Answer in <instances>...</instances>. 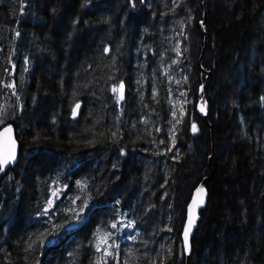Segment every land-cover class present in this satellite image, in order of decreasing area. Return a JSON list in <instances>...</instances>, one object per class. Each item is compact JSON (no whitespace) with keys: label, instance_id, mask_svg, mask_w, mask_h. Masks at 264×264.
I'll return each mask as SVG.
<instances>
[{"label":"trees","instance_id":"16d2710c","mask_svg":"<svg viewBox=\"0 0 264 264\" xmlns=\"http://www.w3.org/2000/svg\"><path fill=\"white\" fill-rule=\"evenodd\" d=\"M7 125L0 264H264V0H0Z\"/></svg>","mask_w":264,"mask_h":264},{"label":"water","instance_id":"95a60500","mask_svg":"<svg viewBox=\"0 0 264 264\" xmlns=\"http://www.w3.org/2000/svg\"><path fill=\"white\" fill-rule=\"evenodd\" d=\"M204 20H205V15H204ZM204 20H202L200 23L202 30H204ZM208 77L209 76H207L206 80L208 79ZM204 89H205V84L202 85L199 89L200 99H199V102L196 106V111L201 118L206 119L207 118V101L205 98ZM77 105H79L78 108H77ZM77 105L74 107L73 113H72V116L74 118H76L78 116V113H79V110L81 107V104H77ZM201 108H203L204 111H201ZM9 129H10V131H8ZM12 152H14V158L8 164L3 166V169L0 170L1 173L6 171L10 166H13L17 163L18 154H19V143L17 140L15 129L12 126L7 125V126H4L3 128L0 129V157H3V156L10 154ZM201 187H203V189H204L203 193H199L197 191ZM201 198H203L202 204L199 202ZM207 200H208V191H207V187H206V179H204L193 190L191 198H190L188 205L186 207L185 231L187 229H189V227H190V231L188 232L187 243L185 241V232L183 234V246L185 248L187 258H189V256H190V251H191L190 241H191V238H192L194 231L196 229L197 220H198L202 210H204V208L206 207ZM194 201H195V203H194ZM190 220L192 221L191 225H190Z\"/></svg>","mask_w":264,"mask_h":264},{"label":"snow or ice","instance_id":"6c2138e0","mask_svg":"<svg viewBox=\"0 0 264 264\" xmlns=\"http://www.w3.org/2000/svg\"><path fill=\"white\" fill-rule=\"evenodd\" d=\"M179 54V53H178ZM121 87V89L123 88V85H121L120 86ZM113 91H117V89H113ZM121 98H123L122 97V95H121ZM79 107V105H77V108ZM201 111H204V109L203 108H201ZM192 129H193V131H196V125L195 124H193L192 125ZM8 131H10V129L8 130ZM14 158V152H12V153H10V154H7V155H5V156H3V157H0V170H2L3 169V166L4 165H6V164H8L12 159ZM199 193H203L204 192V189H203V187H201L200 189H198L197 190ZM201 204L203 203V198H201L200 199V201H199ZM51 203H52V201H49V206H51ZM194 203H195V201H194ZM85 207H86V205H85ZM83 209H81V211H82ZM45 211H47V209L45 210ZM77 215H79V214H77ZM191 223H192V221L190 220V225H191ZM117 225L114 223V224H112V227L113 228H115ZM128 227H131L132 225H131V223H129V225H127ZM190 231V227H189V229H187L186 231H185V241H186V243H187V239H188V232ZM50 243L52 242V241H49Z\"/></svg>","mask_w":264,"mask_h":264},{"label":"rangeland","instance_id":"374dc122","mask_svg":"<svg viewBox=\"0 0 264 264\" xmlns=\"http://www.w3.org/2000/svg\"><path fill=\"white\" fill-rule=\"evenodd\" d=\"M182 104H183V101H182Z\"/></svg>","mask_w":264,"mask_h":264}]
</instances>
